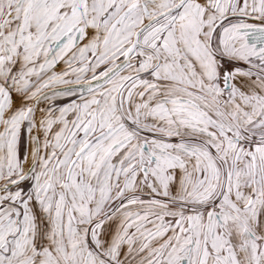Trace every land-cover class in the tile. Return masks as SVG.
<instances>
[{
	"label": "snow or ice",
	"instance_id": "1",
	"mask_svg": "<svg viewBox=\"0 0 264 264\" xmlns=\"http://www.w3.org/2000/svg\"><path fill=\"white\" fill-rule=\"evenodd\" d=\"M0 264H264V0H0Z\"/></svg>",
	"mask_w": 264,
	"mask_h": 264
}]
</instances>
